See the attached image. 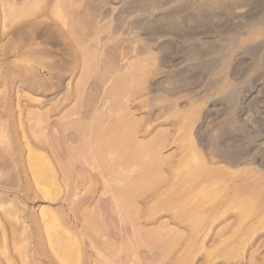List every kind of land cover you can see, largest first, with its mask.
Instances as JSON below:
<instances>
[{"label": "rangeland", "instance_id": "1", "mask_svg": "<svg viewBox=\"0 0 264 264\" xmlns=\"http://www.w3.org/2000/svg\"><path fill=\"white\" fill-rule=\"evenodd\" d=\"M0 264H264V0H0Z\"/></svg>", "mask_w": 264, "mask_h": 264}, {"label": "bare ground", "instance_id": "2", "mask_svg": "<svg viewBox=\"0 0 264 264\" xmlns=\"http://www.w3.org/2000/svg\"><path fill=\"white\" fill-rule=\"evenodd\" d=\"M127 126H128V125H127ZM129 126H130V125H129ZM126 130H128V129L125 128L124 131H126ZM133 132H134V130H133ZM122 134H123V133H122ZM129 134H130V133H129ZM127 136L129 137V135H127ZM133 137H134V136H133ZM123 139H124V134H123ZM127 140H129V139H126V140L124 139V140H123V141H124L123 143H125V141H127ZM129 142H131V141H129ZM127 143H128V141H127ZM127 143H125V144H127ZM125 146H126V145H125ZM193 162H194V161H193ZM194 163H195V162H194ZM188 165H189V164H188ZM185 166H186V165H185ZM190 166H191V163H190ZM183 168H184V167H183ZM188 168H189V167H188ZM196 168H197V167H196ZM189 170H190V169H187L188 172H189ZM193 170H194V169H193ZM193 170L190 171V175H188V177L185 179L186 181H190V180H191V177H192L191 175H193V172H192ZM198 171H199V170H198ZM185 172H186V171H185ZM200 172H201V171H200ZM188 174H189V173H188ZM197 174H198V173H197ZM193 176H194V175H193ZM195 176L198 178L197 175H195ZM185 177H186V176H185ZM199 177H200V173H199ZM194 178H195V177H193L192 179H194ZM249 202H250V201H249ZM247 204H251V203H247ZM247 204L245 203L246 207L248 206ZM194 205H196V204H194ZM197 206H198V205H197ZM189 207H190V206H189ZM189 207H188L187 210H190V211H186V210L184 209V210L186 211V213H187L186 216H188V213H189V215L191 214V218H194V219L197 218L196 216H199L198 213L195 214L196 216L193 215L194 212H192V210H191L192 207H190V208H189ZM186 208H187V207H186ZM194 209H195V208H194ZM196 209H197V207H196ZM248 209H249V208H248ZM249 210H250V209H249ZM192 215H193L194 217H193ZM189 219H190V216H189ZM192 220H193V219H192Z\"/></svg>", "mask_w": 264, "mask_h": 264}]
</instances>
